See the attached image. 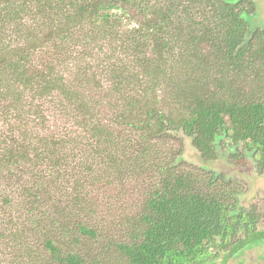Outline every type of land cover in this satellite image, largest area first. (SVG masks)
Segmentation results:
<instances>
[{"label": "trees", "instance_id": "trees-1", "mask_svg": "<svg viewBox=\"0 0 264 264\" xmlns=\"http://www.w3.org/2000/svg\"><path fill=\"white\" fill-rule=\"evenodd\" d=\"M251 12L240 0H0V200L12 209L0 236L22 262L194 264L234 234L209 181L200 189L167 148L181 132L205 160L221 137L264 154ZM134 187L142 204L109 238L96 203Z\"/></svg>", "mask_w": 264, "mask_h": 264}, {"label": "rangeland", "instance_id": "rangeland-1", "mask_svg": "<svg viewBox=\"0 0 264 264\" xmlns=\"http://www.w3.org/2000/svg\"><path fill=\"white\" fill-rule=\"evenodd\" d=\"M152 1L156 2V0ZM168 3L170 5L172 0H168ZM240 5L241 7L245 6L246 10H250L253 6V12L249 13V16L253 17L252 24H254V27L248 26L249 37L258 30L264 38V0H240ZM126 27L130 28L127 25ZM237 77L238 75L233 78ZM238 81L239 88L241 86L247 93L251 92L253 88L251 78L244 80V76H240ZM172 134L173 138L170 139L168 148L166 147L168 150L167 156H172L176 152L172 156V159L175 160L174 164L178 166L180 172L184 175H193L200 182L198 184L200 189L206 190L204 188L206 187L205 179L209 181L212 195H215L214 197L224 204L222 226L228 224L234 229L231 230L234 234L230 235L229 233L223 239V242L220 236H216L213 246L212 244L204 245V248L208 249V253L199 259L198 263H195H209L217 249L232 245L234 240L239 239L240 235L243 234L241 230L245 220H247L244 213H246V216L248 214L256 216L254 213L256 211L257 215L264 220V171L258 172L255 166V163L259 160L258 154L260 152L252 148L246 149L242 143L234 144L228 137H221L212 144L215 157L205 160L192 146L191 138L181 132ZM254 153H256V157L253 155ZM241 155L244 159L241 158ZM177 159H180V161H177ZM143 192L144 188L134 187L133 197L129 198L128 196L131 193L108 190L103 198L96 203V208L101 216V224L104 230L109 233V238H119L126 220L125 217H122V213L124 210L130 213L133 211L134 216L142 204ZM0 203L2 204L0 205V216H4L7 211L12 210L8 203H5L2 199ZM3 226L6 227L0 223V227ZM222 231L226 232L225 229ZM28 240L30 243L37 244L32 238L31 240L28 238ZM252 248L261 250H255L253 254L250 253L248 259L252 260V264H264V241H260L258 245H253ZM23 254L24 250H22L19 243H15L11 234L5 232L3 236H0V264H28L26 261L22 262L21 257ZM226 254H223L222 257L225 258ZM257 254L261 257L258 258ZM243 255L244 253H241L239 256L233 257L235 264L242 260ZM210 263L214 264V261Z\"/></svg>", "mask_w": 264, "mask_h": 264}, {"label": "flooded vegetation", "instance_id": "flooded-vegetation-1", "mask_svg": "<svg viewBox=\"0 0 264 264\" xmlns=\"http://www.w3.org/2000/svg\"><path fill=\"white\" fill-rule=\"evenodd\" d=\"M253 155L256 157V153H254ZM258 156H259V160L255 163V166L257 171L261 172L264 171V154L260 153L258 154ZM241 158L244 159L242 155ZM254 213L256 214V216H253L252 214H248L246 216L245 215L246 213H244V217H246L247 220H245V224H243L241 230L243 234L240 235L239 239H235L232 245H229L228 247L223 246V248L217 249L215 253H213L214 257L212 258V260H210V262L214 261V264H235L233 257L239 256L241 253H244L242 260L238 261L237 263L252 264V260L248 259L250 257V253L253 254L255 250H261V249H253L252 246L258 245L260 241H264V227H263L264 220L257 215L256 211ZM220 237L222 238V235ZM215 239L216 237L214 236L213 242ZM221 241L223 242V238ZM225 253L227 254L225 255V258H223L222 255ZM256 256L258 258L261 257L259 254H257ZM263 256H264V252H263ZM210 262L209 263L202 262L201 264H213Z\"/></svg>", "mask_w": 264, "mask_h": 264}, {"label": "water", "instance_id": "water-1", "mask_svg": "<svg viewBox=\"0 0 264 264\" xmlns=\"http://www.w3.org/2000/svg\"><path fill=\"white\" fill-rule=\"evenodd\" d=\"M243 19L245 20L248 26H251L252 28L254 27V24H252L253 17H250L249 15L244 14ZM177 161H180V159H177Z\"/></svg>", "mask_w": 264, "mask_h": 264}, {"label": "bare ground", "instance_id": "bare-ground-1", "mask_svg": "<svg viewBox=\"0 0 264 264\" xmlns=\"http://www.w3.org/2000/svg\"><path fill=\"white\" fill-rule=\"evenodd\" d=\"M241 140V139H240ZM250 144V143H249Z\"/></svg>", "mask_w": 264, "mask_h": 264}]
</instances>
